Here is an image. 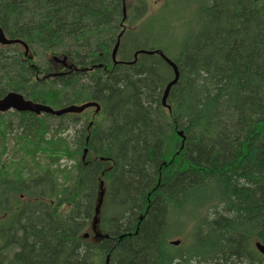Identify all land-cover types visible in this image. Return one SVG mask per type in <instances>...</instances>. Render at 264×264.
<instances>
[{"label":"trees","instance_id":"obj_1","mask_svg":"<svg viewBox=\"0 0 264 264\" xmlns=\"http://www.w3.org/2000/svg\"><path fill=\"white\" fill-rule=\"evenodd\" d=\"M147 15L148 0H0L6 37L29 48L0 45V100L100 105L55 129L0 111V264H264V0ZM146 44L179 70L166 105L175 74L135 60ZM189 222V245L172 244Z\"/></svg>","mask_w":264,"mask_h":264},{"label":"water","instance_id":"obj_2","mask_svg":"<svg viewBox=\"0 0 264 264\" xmlns=\"http://www.w3.org/2000/svg\"><path fill=\"white\" fill-rule=\"evenodd\" d=\"M124 14H126V8L124 7ZM13 44H20L23 45L26 49V55L29 52V48L28 46L21 40H12L6 37L4 31L2 30V28L0 27V45L3 46H9V45H13ZM120 46V39L118 41V43L115 46V49L113 51L112 57H113V61L116 64L117 63V53H118V49ZM143 54H147V55H153V54H159L173 69L174 74H175V78L167 85L165 93H164V97H163V104L166 105V100L167 97L169 95V92L171 90V88L173 86H175L179 80V70L176 66V64L171 61L168 57H166L164 55V53L156 51H146V50H139L135 53V60H137V57L139 55H143ZM53 61L56 64H60L63 66H67V57L64 58H59V57H53ZM135 61L128 63V64H133ZM56 75V74H55ZM96 108V112L98 113L100 111V105L96 102H88L82 105H70L67 107H63L61 109H53L52 107H49L47 105H43L40 103H35L31 100H26L24 98L23 95L19 94V93H9L8 95H6L4 97L3 100L0 101V111L2 112H8V111H17V112H30V113H34L36 115H43V114H48L54 117H62L64 115H69V114H82L83 112H85L87 109L90 108ZM180 135H182V133H180ZM102 198H103V193H101V200L99 203V208L100 205L102 203ZM99 208L97 209V214L99 212ZM96 223H97V219H96ZM89 235L86 234L85 238H88ZM172 244L178 246L179 242H172ZM257 250L264 255V246L262 244H260L259 242L255 244ZM107 264H109V258H107Z\"/></svg>","mask_w":264,"mask_h":264},{"label":"rangeland","instance_id":"obj_3","mask_svg":"<svg viewBox=\"0 0 264 264\" xmlns=\"http://www.w3.org/2000/svg\"><path fill=\"white\" fill-rule=\"evenodd\" d=\"M165 1L166 0H148V15L144 19H142V21L147 20L149 17L151 18V17L156 16L161 11ZM125 2L127 5H131L133 3V0H125ZM139 47H141L140 48L141 50H146V49L151 48V46L147 44L141 45ZM54 66L55 68H57L56 64H54ZM49 121L52 127H54L53 129H55V127L61 122L58 120L57 117L55 118L51 117ZM64 122L68 123V120H65ZM17 123H18V120L14 118V131L12 132L10 136H8V141H7L8 151H7V154L3 157L4 160H8L12 157L13 151L16 147V144H15L16 141H15L14 135L18 134L20 131V129L17 127ZM72 127H73L72 125H68L69 129H71ZM0 148H1V145H0ZM177 224L175 225L173 229L174 235L171 238V240L178 241L181 246L186 247L190 243L193 224L192 222L187 223L181 232L176 231L179 229V226Z\"/></svg>","mask_w":264,"mask_h":264},{"label":"flooded vegetation","instance_id":"obj_4","mask_svg":"<svg viewBox=\"0 0 264 264\" xmlns=\"http://www.w3.org/2000/svg\"><path fill=\"white\" fill-rule=\"evenodd\" d=\"M26 55V53H25ZM26 56H29V53L28 55ZM64 58V57H63ZM68 60V59H67ZM60 68H63L62 70H60ZM56 70H58V72L56 74H60V75H63V74H70L72 72V67H71V64L70 62L67 61V66H63V65H60V64H57V68ZM74 72V71H73ZM95 108V107H93ZM96 109V108H95ZM14 112V111H12Z\"/></svg>","mask_w":264,"mask_h":264},{"label":"bare ground","instance_id":"obj_5","mask_svg":"<svg viewBox=\"0 0 264 264\" xmlns=\"http://www.w3.org/2000/svg\"><path fill=\"white\" fill-rule=\"evenodd\" d=\"M28 55V54H27ZM95 225V224H94ZM97 225V224H96Z\"/></svg>","mask_w":264,"mask_h":264}]
</instances>
